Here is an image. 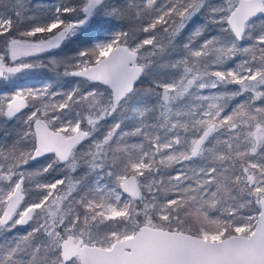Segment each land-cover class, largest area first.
<instances>
[{"label": "snow or ice", "instance_id": "6c2138e0", "mask_svg": "<svg viewBox=\"0 0 264 264\" xmlns=\"http://www.w3.org/2000/svg\"><path fill=\"white\" fill-rule=\"evenodd\" d=\"M0 264H264V0H0Z\"/></svg>", "mask_w": 264, "mask_h": 264}, {"label": "trees", "instance_id": "16d2710c", "mask_svg": "<svg viewBox=\"0 0 264 264\" xmlns=\"http://www.w3.org/2000/svg\"><path fill=\"white\" fill-rule=\"evenodd\" d=\"M51 1H54V0H46V2L47 3H50ZM158 2H162V0H158ZM44 76H48V77H50V78H54L55 77V72H53V71H46L45 73H44ZM34 81H36V80H39V79H33ZM24 112H28V109H25V110H23ZM17 231H20V232H22L23 231V228H19Z\"/></svg>", "mask_w": 264, "mask_h": 264}, {"label": "rangeland", "instance_id": "374dc122", "mask_svg": "<svg viewBox=\"0 0 264 264\" xmlns=\"http://www.w3.org/2000/svg\"><path fill=\"white\" fill-rule=\"evenodd\" d=\"M55 2V0L54 1H51L50 3H54ZM46 77H48V76H46ZM48 78H50V77H48ZM39 82V80H36V81H34V80H31V81H29V83H38ZM74 86V85H73Z\"/></svg>", "mask_w": 264, "mask_h": 264}, {"label": "flooded vegetation", "instance_id": "af4514ba", "mask_svg": "<svg viewBox=\"0 0 264 264\" xmlns=\"http://www.w3.org/2000/svg\"><path fill=\"white\" fill-rule=\"evenodd\" d=\"M25 110V109H24Z\"/></svg>", "mask_w": 264, "mask_h": 264}]
</instances>
